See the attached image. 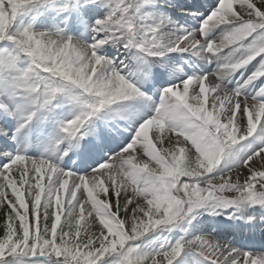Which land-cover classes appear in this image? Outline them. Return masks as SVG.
Returning a JSON list of instances; mask_svg holds the SVG:
<instances>
[{
	"label": "snow or ice",
	"instance_id": "6c2138e0",
	"mask_svg": "<svg viewBox=\"0 0 264 264\" xmlns=\"http://www.w3.org/2000/svg\"><path fill=\"white\" fill-rule=\"evenodd\" d=\"M58 3L0 0V264H264V0Z\"/></svg>",
	"mask_w": 264,
	"mask_h": 264
},
{
	"label": "rangeland",
	"instance_id": "374dc122",
	"mask_svg": "<svg viewBox=\"0 0 264 264\" xmlns=\"http://www.w3.org/2000/svg\"><path fill=\"white\" fill-rule=\"evenodd\" d=\"M159 13H160L161 15L165 14V12H162V11H160V10H159ZM178 16H179V15H178ZM171 18H172L173 20H176V19L174 18V16H171ZM54 20H55V19H53V18H51V17H46L45 20H43V22L40 21V24L43 25L44 28L46 29L48 25H50L51 23L54 22ZM178 23L181 24V23H183V21H179ZM184 25H185V24H184ZM199 62L203 63L202 61H199ZM214 67H215V66H214Z\"/></svg>",
	"mask_w": 264,
	"mask_h": 264
}]
</instances>
